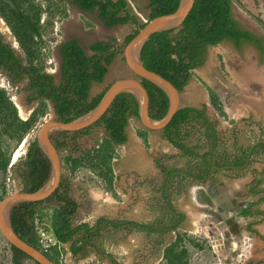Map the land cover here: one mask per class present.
Segmentation results:
<instances>
[{"label":"trees","instance_id":"1","mask_svg":"<svg viewBox=\"0 0 264 264\" xmlns=\"http://www.w3.org/2000/svg\"><path fill=\"white\" fill-rule=\"evenodd\" d=\"M72 2L80 10H94L97 16L103 19L105 26L132 24L134 27L124 36L121 46L127 43L137 29L144 24L139 21L127 0H72ZM177 2L178 0H148L149 12L146 20L172 12ZM0 18L23 53V57L15 53L0 34V72L10 86L17 87L24 81L22 90L28 92L25 98L26 103L39 101L41 104L43 101H50L56 119L62 122L70 121L96 105L108 85L93 96H89V88L91 82H100L103 79L106 66L121 48V46L118 48L113 46L114 39L90 44L89 50L92 51L90 55L85 54L74 39L61 41L58 47L61 57L59 81L54 83L52 75L45 72L43 66L38 64L42 59L38 41L39 7L30 0H8L7 2L0 0ZM261 23L264 30V21ZM35 37L37 39H34ZM225 38L231 40L237 47L241 41H247L253 43L258 49L261 48L260 38L241 28L231 17V0H193L191 9L178 28L155 32L148 37L139 51V59L143 67L159 74L181 91L190 76L191 69L203 62L205 46L215 45ZM140 83L148 96L149 117L161 118L168 106L164 92L148 80L141 78ZM209 99L219 114H223L214 93H210ZM40 104L35 106L26 119L22 120L18 117L15 106L9 100L5 90L0 87V123L3 131L9 137L20 141L31 127L34 116L42 115L43 110ZM128 117L137 118L136 101L129 93H119L93 124L72 132H53L50 138L55 149L62 152L61 160L68 168L73 169L78 165H84V158H91L90 160L95 163V165L91 164V167L96 175L109 185L112 179L111 168L107 164H102L109 161L113 151L105 152L102 149L103 146L99 144L91 152L86 151V157L82 155L73 157L72 153L77 149L76 140L95 127L104 130L102 144L103 142L122 144L126 139L124 128ZM161 132L163 137L177 149L179 155L188 159L189 164L181 171L182 176L191 182L201 181L203 176L208 177L207 172H204L205 175L200 173V167L206 171L207 166L210 170L215 167L233 166L237 175L245 161L247 148L235 145L234 141L226 143L224 139H220L214 120L207 117L203 110L190 106L179 107ZM230 149L235 153H228L227 150ZM259 154L260 158L264 159L263 143L253 146L249 160H253ZM213 155L215 160L211 164ZM7 161L8 157L0 153V171L5 170ZM87 165H90L89 162ZM13 168L21 185L20 191H33L46 180L49 163L36 141L32 139L28 142L22 158L13 164ZM179 171V169L171 168L167 175H176ZM262 173L264 168L260 172H254L253 179L248 185L249 192L260 193L262 196L242 208L241 215L262 214L257 207L259 203H264V191L259 187L264 179V175L261 176ZM176 189L178 188H173L172 191ZM69 192L68 179L61 174L58 186L48 197L37 201L17 202L11 206L8 213L9 224L18 237L57 264H61L57 258L59 244H67V251L72 257L84 258L90 250L102 251L100 248L103 239L102 231L107 233L110 230L125 232L135 230L145 235L156 234L159 237L157 243H160L162 235L175 229L183 219V214L173 212L171 206L167 204L168 194L163 189L157 200L165 202L167 210L165 213L159 212L150 223L102 216L90 223L75 222L78 205ZM42 218L47 221L46 226ZM254 223H256L255 220L248 225L252 232H256L251 227ZM39 227L43 228L54 242L45 250L39 241ZM172 246L163 251L164 264H185L183 261L185 250L180 247L178 252H174L176 245L173 249ZM9 248L12 264H26L24 259L29 260L28 264H38L12 245H9ZM106 256L112 264H119L112 255L106 254Z\"/></svg>","mask_w":264,"mask_h":264},{"label":"crops","instance_id":"2","mask_svg":"<svg viewBox=\"0 0 264 264\" xmlns=\"http://www.w3.org/2000/svg\"><path fill=\"white\" fill-rule=\"evenodd\" d=\"M136 1L143 4L146 1L148 10V0ZM237 1L231 0V7L235 6ZM64 4L66 6V16L58 25L60 41H57V43L54 40L53 42L46 41L43 44L53 58L54 69L49 74L52 75L56 83L59 81L61 59L58 47L61 41L74 39L85 54L90 55L92 54V51L89 50L90 44L114 39L113 46L118 48L121 46L124 36L131 32L125 30L128 23L105 26L103 19L99 18L94 10H80L72 0H68ZM139 12V15L144 14L142 11ZM243 12L247 14L245 11ZM144 16L146 17L147 13ZM247 16L250 18L249 14ZM248 17L247 19H249ZM40 23L39 20V25ZM39 35L41 36V34ZM47 43L49 44L48 46ZM228 43L232 46L229 47ZM243 44L248 47L240 49L241 47L235 46L231 40L225 38L215 45L205 46L204 60L199 66L191 69L190 77H194L197 80L198 85L205 91L206 97L201 98L199 93L193 97L188 94L186 98L191 99L196 106L194 104L184 105L204 108L205 115L214 120V122L216 121L215 129L219 138L225 139L226 143H230L229 141L232 140V137L229 136L230 134L238 135L242 138L241 141L247 144L259 138L264 139V73L253 59L251 52L254 45L250 43ZM43 45L41 44L40 46ZM42 66L44 70L45 65L43 62ZM129 74L130 72L124 64L120 48L112 61L106 66L103 79L100 82L91 83L89 96L100 92L114 80L126 77ZM250 86H255L256 88V90L250 91V97H248L254 105L239 106L236 111H233L230 102L234 99L232 89L234 88L235 92L237 91L238 93H241V91L248 93L249 91L246 92L244 90H248ZM209 89L216 96L223 114H219L211 104L209 99L211 91ZM17 107L20 113V106L17 105ZM134 118H127V125L124 128L126 139L122 144L114 145L104 142L102 144V138L105 133L102 128L98 127L100 132H102V136L94 137L91 145L84 148L82 153L79 151L82 156L86 157V151L91 152L99 144L101 147L103 146L102 149L105 152L107 150L113 151L109 161H105L103 164L100 162V164L110 166L112 172L110 185L111 187L114 186V188L110 189V186L108 187L107 185L108 190H112V192L106 190H104L105 192H96L91 189L89 186L91 184L88 183V180L93 182L94 180L102 181V179L98 177L92 179L90 173L89 175L84 174V178H81L84 181L83 192H80L82 191L81 189H79V192H72L70 185L69 195L74 198L78 205L74 218L75 222L85 221L90 223L99 216L135 221V219H138V216H136L137 218L135 217V206L138 208L142 204H146L145 207H150L151 211L156 212V215L159 212L165 213L167 210L165 202L162 203L157 200L163 189L167 191L168 198L166 202L171 206L172 211L183 214L182 221L173 229L175 231L194 227L195 223L208 213L215 212L217 214L215 204L205 192V188L208 186L213 187L220 204H224L229 208L236 204L240 208L248 204L250 197L247 196V198L244 192H248V185L253 179V173L260 172L264 168V159L251 162L247 168H242L237 175L234 167L221 166L212 170L209 169L210 171L207 170L209 171L207 178L203 176L201 181L191 182L182 176L181 171L189 164L188 159L179 155L177 149L163 137L161 130L145 129L139 120ZM90 133L82 136H88ZM212 157L211 159L214 162L215 158ZM84 159L85 161L87 160L86 164L89 162L90 165H95L94 161L90 160L91 158ZM82 168L80 167L79 169ZM171 168H176L180 171L176 175L168 176L167 172ZM87 171L89 172L90 170L85 168V173ZM200 173L204 175L203 167H200ZM67 174L70 179V174L68 172ZM81 174L83 173L81 172ZM263 175L264 173L261 174V176ZM114 179L115 183H113ZM78 182L79 180H76V183ZM74 187H76L75 184ZM259 187L264 191V179ZM173 188L178 189L172 191ZM257 207L259 210H264V203H259ZM240 212L241 210L238 209L235 218L238 229L240 228L239 233L243 237L246 236V232L241 229V225L251 219L258 221V217L244 218ZM254 227L257 231L264 233V225L257 223ZM226 231L227 228L225 226H219L215 232H218V234L222 232L220 238H223ZM170 233H173V231H170ZM235 237L236 234H228L225 240L229 241L232 239L236 241L237 238L235 239Z\"/></svg>","mask_w":264,"mask_h":264},{"label":"rangeland","instance_id":"3","mask_svg":"<svg viewBox=\"0 0 264 264\" xmlns=\"http://www.w3.org/2000/svg\"><path fill=\"white\" fill-rule=\"evenodd\" d=\"M2 1L7 2L8 0H2ZM30 1L39 7V20L41 22L39 25V32L41 34V36L38 37L39 44L43 45L46 43V41L53 42L54 40L56 43L57 41H60V32L58 25L59 22L66 16V6L64 3L67 2L68 0H30ZM129 1L131 4L130 8L138 17L139 21L143 22V19L146 20V17L144 16V14L147 13L146 1L144 0L145 1L144 4L138 3L137 1L135 2V0H129ZM259 9L260 12L257 9H255L253 6H251L250 0H238L236 2V5L232 7V17L240 21L241 27L250 28L252 31H256L258 32L259 35H261L262 33L260 31L257 22L258 21L260 22L262 19H264V10L261 8ZM139 11L144 12V14L139 15L140 13ZM243 11H245L247 14L258 13V15L256 16L258 21L254 22L253 19L249 18L247 14H245ZM136 12L138 13L136 14ZM247 17L251 21L247 19ZM241 23L246 27L242 26ZM132 29H133V25H130L128 23L125 30H128V32H130ZM54 30H56V32ZM0 34L2 35L3 40L12 47L15 53L23 57V53L18 47L17 42L15 41L8 27L1 18H0ZM48 45L49 44L47 43V46ZM228 45L229 47L232 46L230 43H228ZM245 47L248 46L242 43L240 49H244ZM251 53L253 54L254 61L257 63L259 67H261L264 73V50L262 51L261 54L259 50L256 48V46H253ZM41 61L42 59L38 64L42 65ZM23 84L24 81L19 83L17 87L10 86L6 82L4 75L0 72V87L5 90L6 95L8 96L12 104L14 102L20 106L19 108L21 110L20 113L16 105H15V109H16V113L18 112L17 113L18 117L22 120L26 119L30 114V112L33 111L35 106L40 104L39 101L38 102L33 101L29 104L28 103L26 104L25 102L26 92L22 90ZM198 84L199 83L194 77H189L187 84L179 93L180 106H184L186 104H190V105L194 104V106H196V104L192 102L191 99L186 98V95L188 94L190 97H193L198 95L199 93V96L201 98L206 97L205 91ZM252 90H256L255 86H250L248 90H244L246 92L249 91L248 93L245 92L243 93L241 91V93L243 94L242 95L237 91L235 92L234 88L232 89V91L234 92V99L230 102L233 111H236V109L239 106H243V105L252 106V104L254 105L251 99L248 98L250 97L249 94L251 93L250 91ZM209 91L212 92V90L210 89ZM39 106L40 108H42L43 113L42 115L37 114L36 116H34V120L31 124V127L28 129V131H26V133L21 138V140L25 138V141L22 140L23 143L21 140L16 141L15 138L9 137L3 131V127L1 126L0 123V153L5 157H8L5 170L0 171V199L6 194L15 191H20L17 183L18 177L13 172L14 169L13 164L22 158L28 142L33 139L34 131L37 128L38 124L43 119L50 117V106L48 102L43 101ZM131 125L133 124L131 123ZM90 132H91L90 135L82 136L81 138L78 139V141H76L77 149L72 153L73 157L81 156V153L83 152L84 148H87L89 145H91V141L94 137L98 138L99 136L100 137L102 136L101 135L102 132H100V129L98 127L92 128ZM59 156H62V152L59 153ZM60 162H61V174L67 177L69 187L71 185L72 192H79V189L82 190L80 192H83L84 181L81 178H84V174L89 175L90 173L92 179H94L95 177L100 178L99 176L96 175V172L91 167V165L86 164V161L84 165H78L73 169H70L68 168L67 165L63 164L62 160ZM80 167L83 168L79 169ZM85 168L90 171L89 172L87 171V173H85ZM67 172L70 174V179L68 178ZM81 172L83 174H81ZM76 180H79V182L76 183ZM113 181H114L113 183H115V179ZM88 183L91 184L89 185L91 189H94L96 192H103L104 190L108 192H112V190L111 191L108 190V187L110 186V189L114 188V186L111 187L110 184L107 187L106 182H104L103 180L102 181L94 180L93 182H89L88 180ZM74 184L76 185V187H74ZM145 206L146 204H142L138 206V208L135 206V217L138 216V219H135V221L137 220L138 222H142V223H150L153 220V218L155 217L154 215H156L155 214L156 212L151 211L150 207H145ZM257 206H259V204ZM43 219L44 218H42L41 220L46 226L48 223L46 220L44 221ZM258 223L259 225L261 224L264 225V222L259 221ZM218 224H219L218 215L215 212L208 213L202 216L201 219H199L198 222L195 223L194 227L192 228L189 227L187 230L183 229L181 231L180 230L173 231V233L169 232L168 234L164 235V237L162 236L160 243H157L159 237L156 234L145 235L142 232L135 230L128 232L118 230V231H109L107 233H105V231H102L103 239H102V243H100V248L102 249V251L95 252L94 250H90L88 251L87 255L84 258H77V257L74 258L68 253L67 244H63V245L59 244L57 248L58 249L57 258L61 264H110L109 262H111V260L106 256V254H110L116 260V262L121 264H164L165 258L163 255V251L170 245H173L172 249L174 245H176L173 249L174 252H178L180 247H182L185 250L183 257V261L185 262V264H210L211 262L215 261L217 257L219 258L218 264H247V262L250 260L252 261L257 259L262 261L264 259L262 253L263 244L261 243L260 239L256 238L253 234H246L249 243L248 245L249 247L247 250H242V248L239 245L234 246L232 249H230L228 240H224L222 247L220 248L219 251H217L216 254V251H213L211 249L208 239L210 235L211 237L215 236L213 235V233L215 234L216 233L215 231H217V229L219 228ZM42 227L44 228V226ZM203 228L205 229V231L202 230ZM239 240H240V236H239ZM23 261L26 264L29 263V260L27 259H24ZM0 264H12L9 245L5 241V239L1 236V234H0Z\"/></svg>","mask_w":264,"mask_h":264},{"label":"water","instance_id":"4","mask_svg":"<svg viewBox=\"0 0 264 264\" xmlns=\"http://www.w3.org/2000/svg\"><path fill=\"white\" fill-rule=\"evenodd\" d=\"M192 4L193 0H178L176 8L172 12L157 15L144 21L142 27H139L132 38L121 47L123 61L130 74L109 83L96 105L87 112L70 121L62 122L56 119L52 104L47 100L50 106V117L43 119L38 124L34 131L33 139L48 160V176L46 180L33 191H15L6 194L0 199V234L9 245L20 250L38 264H57L49 260L40 250L20 239L11 228L8 220V213L12 205L23 201L42 200L48 197L58 186L61 177V162L59 154L50 139V134L52 132H72L93 124L105 112L113 98L119 93H129L134 97L137 104V119L141 125L148 130H161L169 122L174 112L181 107L179 105L180 91L159 74L143 67L139 59V51L151 34L178 28L191 9ZM245 29L247 30L248 28L246 27ZM141 78L159 87L167 98L168 106L166 112L159 119H152L148 115V96L146 90L140 83ZM54 83L56 82L54 81ZM22 140H25V138ZM258 143L264 144V139L260 138L253 142L248 150L246 161L243 166L247 164L252 147ZM205 192L215 204L219 218L218 225L227 228L224 238H226L228 234H237L239 229L235 218V210L239 206L236 204L229 208L224 204H220L212 186L206 187Z\"/></svg>","mask_w":264,"mask_h":264},{"label":"flooded vegetation","instance_id":"5","mask_svg":"<svg viewBox=\"0 0 264 264\" xmlns=\"http://www.w3.org/2000/svg\"><path fill=\"white\" fill-rule=\"evenodd\" d=\"M250 2H251V6H253L255 9H257L259 12H260V9L259 8H261V9H263L264 10V0H250ZM148 12H149V8H148V10H147V14H148ZM250 14V13H249ZM258 15V13H255V14H250V18L251 19H253V21L254 22H257L258 20H257V18H256V16ZM231 17H232V7H231ZM233 18V17H232ZM233 19H235V18H233ZM236 20V19H235ZM237 22H238V24H239V26H240V21H238V20H236ZM262 21H264V19H262L260 22L258 21L257 22V24L259 25V28H260V31H261V35H259L258 34V32H256V31H252L250 28H248L247 29V31H249L250 33H252L253 35H256L257 37H259L260 38V44H261V48L260 49H258V47H256L258 50H259V52L262 54V51L264 50V43H263V41H264V30H263V25H262ZM241 25L242 26H245V25H243L242 23H241ZM241 27V26H240ZM246 27V26H245ZM241 28H243V27H241ZM243 29H245V28H243ZM242 43H250V44H253V43H251V42H247V41H241L240 42V44H239V46L238 47H241L242 46ZM254 45V44H253ZM255 46V45H254ZM7 82V81H6ZM8 83V82H7ZM26 92V91H25ZM28 95V92H26V95H25V98H26V96ZM47 101V100H46ZM26 102V101H25ZM27 104V103H26ZM29 104V103H28ZM195 108V107H194ZM196 109H200V110H203L204 111V113H205V109L204 108H196ZM55 117H56V115H55ZM53 133V132H52ZM51 133V134H52ZM50 134V135H51ZM230 137H232L231 139L232 140H230L229 142H235V145H237V146H241L242 148H244V149H246L247 148V153H248V150H249V148H250V146L253 144V142L255 141H251V142H248V144L247 143H245L244 141L242 142L241 140H242V138L241 137H239L238 135H234V134H230L229 135ZM51 139V138H50ZM260 139V138H259ZM262 139V138H261ZM225 140V139H224ZM52 142V141H51ZM225 142H226V140H225ZM52 144H53V142H52ZM256 145V144H255ZM253 148V147H252ZM58 152V154L60 153L59 151H57ZM227 152L228 153H235V151H233V150H227ZM247 153H246V156H247ZM246 156H245V161H246ZM60 157V161H61V156H59ZM213 157H214V155H213ZM261 157V155L259 154V155H257V156H255L254 158H253V160H249L250 159V155H249V158H248V161H247V164H248V166L251 164V162H254L255 160H259V159H262V158H260ZM215 158V157H214ZM211 161H212V159H211ZM210 161V163H212L213 164V161L211 162ZM245 161H244V163H243V165L245 164ZM247 164L245 165V166H241L240 168L242 169V168H247L248 166H247ZM10 166V165H9ZM230 167H233V166H230ZM215 168H219V167H215ZM205 170L206 171H204L205 173L207 172V175L209 174V171H207V170H209V167L207 166L206 168H205ZM205 175V174H204ZM204 178H205V176H204ZM17 183H18V186H19V189L21 188V185H20V183H19V179H17ZM245 194H246V197L247 196H249L250 197V201H248V204L249 203H251L253 200H255V199H257L258 197H260V196H262V194H260V193H258V194H252L251 192H244ZM248 198V197H247ZM247 204V205H248ZM246 205V206H247ZM246 206H244V207H238L236 210H235V216H237L236 214V212H237V210L238 209H240V210H242V208H245ZM262 211V214H259V215H253V216H257L258 217V221L257 220H255V219H251L250 221H245V223L244 224H242L241 226V229L244 231V232H246V234H253L256 238H258V239H260V241H261V243L263 244V248H262V253H263V257H264V233H262V232H259V231H257L256 230V228L254 227L259 221H261V222H264V210H261ZM244 218H246V217H248V218H251L252 217V215H242ZM256 221V223H254V224H251V227H253L254 229H255V231L256 232H252V231H250V229H249V227H248V225H249V223L250 222H252V221ZM111 231V230H110ZM116 231H118V230H116ZM172 231H175V230H172ZM177 231V230H176ZM239 231H240V228H239ZM170 231H168V232H166L165 234H163L162 236L164 237V235H166L167 233H169ZM239 236H240V239L242 238V236L240 235V233L238 232L237 234H236V238H237V242H239L240 240H239ZM247 236V235H246ZM110 264H112L111 262H109ZM119 264H121V263H119ZM247 264H264V259L262 260V261H260V260H257V259H255V260H250V261H248L247 262Z\"/></svg>","mask_w":264,"mask_h":264},{"label":"built area","instance_id":"6","mask_svg":"<svg viewBox=\"0 0 264 264\" xmlns=\"http://www.w3.org/2000/svg\"><path fill=\"white\" fill-rule=\"evenodd\" d=\"M128 3H130L129 0H127ZM145 20L143 19V22ZM56 32V30H54ZM54 32V33H55ZM34 39H37L36 37ZM39 54L40 56L42 57V61L44 63V71L49 73V72H52V70L54 69L53 65H54V61H53V58L51 56L50 53H48V50L47 48L45 47V45L43 46H40L39 47ZM202 230L205 231V229L203 228ZM203 233H206V232H203ZM38 234H39V241L41 242L42 246H43V249L45 250L50 244H53V239L52 237L41 227L38 228ZM213 235L217 236L218 233L214 234ZM217 239H220V244L217 245V244H213V241L217 240ZM225 238H220L218 236V238H215L213 239V237H209L208 241H209V244H210V247L213 251H216V254H217V251L220 250V248L222 247L223 245V242H224ZM235 245H234V244ZM228 244L230 246V249H232L234 246H240L242 248V250H247L248 249V237L247 236H243L239 242L235 241V240H232L230 239L228 241ZM219 263V258L217 257L215 261L211 262L210 264H218Z\"/></svg>","mask_w":264,"mask_h":264},{"label":"bare ground","instance_id":"7","mask_svg":"<svg viewBox=\"0 0 264 264\" xmlns=\"http://www.w3.org/2000/svg\"><path fill=\"white\" fill-rule=\"evenodd\" d=\"M15 105H16V107H17V104L16 103H14ZM23 141H25V140H23ZM23 141H22V143H23ZM21 143V144H22ZM12 162V161H11ZM222 234V232L220 233L219 232V234L217 235V236H213V239H215V238H218V236L220 237V235ZM213 244H217V245H219L220 244V239H217V240H215V241H213Z\"/></svg>","mask_w":264,"mask_h":264},{"label":"clouds","instance_id":"8","mask_svg":"<svg viewBox=\"0 0 264 264\" xmlns=\"http://www.w3.org/2000/svg\"><path fill=\"white\" fill-rule=\"evenodd\" d=\"M129 4V6L131 5L130 3H128Z\"/></svg>","mask_w":264,"mask_h":264}]
</instances>
